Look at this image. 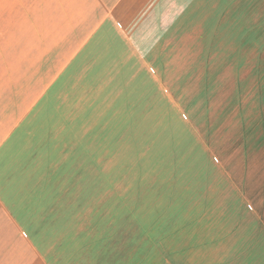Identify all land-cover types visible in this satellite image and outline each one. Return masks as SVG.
Masks as SVG:
<instances>
[{"label":"rangeland","instance_id":"obj_1","mask_svg":"<svg viewBox=\"0 0 264 264\" xmlns=\"http://www.w3.org/2000/svg\"><path fill=\"white\" fill-rule=\"evenodd\" d=\"M102 11L0 264L264 263V0H0V70Z\"/></svg>","mask_w":264,"mask_h":264},{"label":"crops","instance_id":"obj_2","mask_svg":"<svg viewBox=\"0 0 264 264\" xmlns=\"http://www.w3.org/2000/svg\"><path fill=\"white\" fill-rule=\"evenodd\" d=\"M104 23L102 11L90 24L86 22L72 36L64 37L56 51L40 58L27 54L0 70V244L2 235L7 234L11 241L12 230L16 234L18 228H28L19 214L40 212L42 208L35 207L49 202L43 183L49 178L37 171L50 162L47 157L42 159L43 148L57 141V128L51 131L46 118L49 102L57 97L58 82L70 75L76 59ZM256 245L249 246L250 251L237 261L259 264L255 251L262 244Z\"/></svg>","mask_w":264,"mask_h":264}]
</instances>
